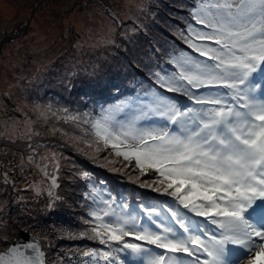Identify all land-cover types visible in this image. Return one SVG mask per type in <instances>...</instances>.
Masks as SVG:
<instances>
[{
  "label": "snow or ice",
  "instance_id": "obj_1",
  "mask_svg": "<svg viewBox=\"0 0 264 264\" xmlns=\"http://www.w3.org/2000/svg\"><path fill=\"white\" fill-rule=\"evenodd\" d=\"M189 15L192 22L179 32L189 51L166 52L170 71L159 64L150 71L160 89L200 107L181 108L151 92L149 110L162 126L138 127L143 113L117 120L123 105L91 122L97 143L134 160L141 175L158 173L162 187L153 191L171 197L140 206L157 230L108 210L107 200L89 211L98 222L90 238L109 250L84 255L105 264H264V0H198ZM0 264H45V254L38 242L17 244L0 253Z\"/></svg>",
  "mask_w": 264,
  "mask_h": 264
},
{
  "label": "rangeland",
  "instance_id": "obj_2",
  "mask_svg": "<svg viewBox=\"0 0 264 264\" xmlns=\"http://www.w3.org/2000/svg\"><path fill=\"white\" fill-rule=\"evenodd\" d=\"M197 1L0 0V253L21 230L41 242L46 264L84 252L96 226L88 215L93 183L131 184L141 172L97 143L83 102L93 85L98 92L128 85L173 51ZM167 98L179 101L176 94ZM136 111L138 102L128 103L116 119L127 123ZM69 115L78 119L66 123ZM149 117L141 116L144 123ZM138 223L157 230L146 215Z\"/></svg>",
  "mask_w": 264,
  "mask_h": 264
},
{
  "label": "trees",
  "instance_id": "obj_3",
  "mask_svg": "<svg viewBox=\"0 0 264 264\" xmlns=\"http://www.w3.org/2000/svg\"><path fill=\"white\" fill-rule=\"evenodd\" d=\"M196 3L192 2V8L196 6ZM178 38V37H177ZM180 48V49H179ZM179 49V50H178ZM177 53L181 50L189 51L185 43L182 39L178 38V43L175 46L174 49ZM178 50V51H177ZM168 56L167 55H159L157 57V60L153 63V66L149 69V71L144 72V75L140 78L130 80V82L127 84H122V86L118 85L114 88L105 91H100L96 89L97 86L93 85L90 87V92L92 95L89 96V100L83 102V110L87 112L88 114V121L91 125V122L95 119L101 118L102 115L106 114L109 111H112L115 109V107H120L123 104L129 102L134 95H141L145 94V92L150 91H156V89L159 87L155 81L154 78L151 75V71L158 70L157 64L160 65V67H163L166 71ZM151 70V71H150ZM145 81V83L140 84L141 81ZM80 95H78L79 97ZM93 133L91 129V134ZM109 150H111L108 147ZM121 159L124 160L122 157ZM130 165V167L134 169H138L135 167V162L132 161L131 163L127 161ZM133 170V169H132ZM139 170V169H138ZM138 176V175H137ZM128 181L131 182V184L135 187H132L130 183L126 184H109V182L99 180L96 183H93L92 188L89 189V194L91 193L90 197L88 198L92 204V209L99 208V206H103V201L109 199V197L113 198V200H120L123 203H128L130 205H137L139 204H149L151 201L156 200L155 194H161V192L153 191V187L161 186L159 185V179H156L153 177L152 174L149 175H141L137 177V180L132 181L129 179ZM140 181H147L149 184H152V187H142ZM153 181V182H151ZM155 182V183H154ZM95 189V192L93 191ZM95 225L97 224L96 221H94ZM93 223V224H94ZM12 244V242H11ZM86 245L84 252L77 254L73 257V259H70L68 263L65 264H88L93 259L92 257L85 256L84 253L89 250H97L102 251L106 245H102L99 243L98 239H90L89 241L86 240ZM48 260V255H47ZM49 264V261H48Z\"/></svg>",
  "mask_w": 264,
  "mask_h": 264
},
{
  "label": "water",
  "instance_id": "obj_4",
  "mask_svg": "<svg viewBox=\"0 0 264 264\" xmlns=\"http://www.w3.org/2000/svg\"><path fill=\"white\" fill-rule=\"evenodd\" d=\"M32 242H38L41 250L44 252L45 254V260H46V253L42 248V244L39 240H37L30 232H28L27 230H21L19 233V236L15 239L14 243L12 245H10L8 248L10 247H14L15 245L19 244V245H24V244H28V243H32ZM6 248L5 251L8 249ZM23 250V249H22ZM4 251V252H5ZM46 264V261H45Z\"/></svg>",
  "mask_w": 264,
  "mask_h": 264
}]
</instances>
